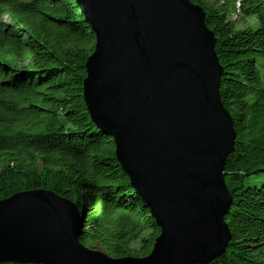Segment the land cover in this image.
I'll list each match as a JSON object with an SVG mask.
<instances>
[{"label":"water","instance_id":"obj_1","mask_svg":"<svg viewBox=\"0 0 264 264\" xmlns=\"http://www.w3.org/2000/svg\"><path fill=\"white\" fill-rule=\"evenodd\" d=\"M94 34L83 101L159 228L150 252L113 259L79 242L83 218L49 189L0 200V262L206 264L227 248L224 167L233 120L205 11L189 0H75Z\"/></svg>","mask_w":264,"mask_h":264},{"label":"trees","instance_id":"obj_2","mask_svg":"<svg viewBox=\"0 0 264 264\" xmlns=\"http://www.w3.org/2000/svg\"><path fill=\"white\" fill-rule=\"evenodd\" d=\"M189 1L214 33L220 101L236 135L224 167L231 239L206 264H264V77L256 66L264 0ZM232 15L251 24L238 26ZM94 44L75 0H0V200L49 189L80 210L83 246L113 259L142 257L159 228L83 101Z\"/></svg>","mask_w":264,"mask_h":264},{"label":"rangeland","instance_id":"obj_3","mask_svg":"<svg viewBox=\"0 0 264 264\" xmlns=\"http://www.w3.org/2000/svg\"><path fill=\"white\" fill-rule=\"evenodd\" d=\"M3 18L6 19L5 16ZM243 18L244 17L234 16V15L231 16V20L235 21V23L238 26H241V25L242 26H246L247 24L248 25L251 24L250 20H246V18L245 19H243ZM256 27H257V25L254 24V27H252V28L255 29ZM256 61H257L256 66H257L259 72L261 73V75L264 77V58L263 57H259V58L256 59Z\"/></svg>","mask_w":264,"mask_h":264}]
</instances>
